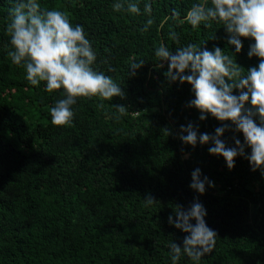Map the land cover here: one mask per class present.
Here are the masks:
<instances>
[{
    "label": "trees",
    "instance_id": "16d2710c",
    "mask_svg": "<svg viewBox=\"0 0 264 264\" xmlns=\"http://www.w3.org/2000/svg\"><path fill=\"white\" fill-rule=\"evenodd\" d=\"M16 2L0 0V264H172L168 245L183 246L187 234L168 217L176 218V204L187 209L197 198L218 233L200 264H264V174L244 156L230 170L222 156L209 153L211 144L193 148L178 138L189 122L212 135L223 123L235 126L211 114L201 121L188 106L192 86L169 82L168 62L155 56L161 44L172 51L218 46L233 55L223 24L193 28L186 15L196 0H135L139 15L115 12L116 0H41L84 27L96 53L93 67L126 93L111 101L78 98L72 126L63 127L50 116L62 90L30 85L8 56L6 28ZM242 43L234 59L246 71L259 58L248 55L254 40ZM141 60L131 75V64ZM113 105L126 106L127 114L117 119ZM234 137L243 143L235 131L222 139L235 146ZM196 168L215 184L202 195L189 187ZM148 194L158 202L146 206ZM177 264L193 262L181 256Z\"/></svg>",
    "mask_w": 264,
    "mask_h": 264
},
{
    "label": "clouds",
    "instance_id": "9594fccd",
    "mask_svg": "<svg viewBox=\"0 0 264 264\" xmlns=\"http://www.w3.org/2000/svg\"><path fill=\"white\" fill-rule=\"evenodd\" d=\"M112 7L115 12L141 13L135 0H116ZM144 11L151 13V5L146 4ZM10 16L6 31L10 37L12 50L8 56L12 63L25 70L30 85L39 87L43 83L49 93L63 92V98L50 108L53 125L72 126L78 98L95 97L101 101L126 98L122 86L112 76L93 67L96 53L92 42L84 27L74 25L66 12L45 9L41 0H17L10 9ZM186 20L193 28L201 24L210 27L212 21L223 24L229 33L228 44L234 46L235 53L243 49L242 38L254 40L248 55L258 57L259 63L245 71L234 59L235 53L226 54L218 46L212 51L195 44L175 51L164 44L156 48L155 56L159 61L168 62V70L164 73L168 81L192 86L195 98L188 106L200 111L201 121L211 114L235 126L233 129L223 123L212 135L199 132L198 125L189 122L187 126H180L178 138L193 148L198 143L211 144L209 153L222 156L230 170L235 167L236 158L244 156L253 171L259 169L264 174V0H210V4L208 0H196L187 11ZM151 23V20L147 22L145 30ZM143 64V60L132 63L131 75ZM235 90H239V94H235ZM113 107L119 113L117 119L128 112L124 105ZM226 131L242 133L243 143L234 137L235 146H228L222 139ZM163 132L172 134L167 128ZM191 176L189 187L201 195L206 192V186L215 187L199 168ZM144 202L152 206L158 201L148 194ZM173 211L176 218L170 215L169 224L187 235L183 238V246L174 240L169 243L172 264H177L181 256L189 257L193 264H200L201 258L214 250L218 237L207 225L205 206L197 198L187 209L176 204Z\"/></svg>",
    "mask_w": 264,
    "mask_h": 264
}]
</instances>
